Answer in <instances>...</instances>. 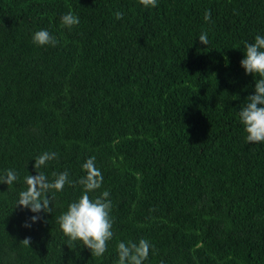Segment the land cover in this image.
I'll return each instance as SVG.
<instances>
[{
  "label": "trees",
  "instance_id": "trees-1",
  "mask_svg": "<svg viewBox=\"0 0 264 264\" xmlns=\"http://www.w3.org/2000/svg\"><path fill=\"white\" fill-rule=\"evenodd\" d=\"M42 29L56 46L33 42ZM257 35L264 0H0V175H18L0 183V264H119L117 244L140 239L153 246L144 264H264V142L239 119ZM45 152L57 158L39 171L73 185L33 213L16 203ZM93 156L103 183L89 195L112 203L100 257L69 248L58 223Z\"/></svg>",
  "mask_w": 264,
  "mask_h": 264
},
{
  "label": "clouds",
  "instance_id": "clouds-1",
  "mask_svg": "<svg viewBox=\"0 0 264 264\" xmlns=\"http://www.w3.org/2000/svg\"><path fill=\"white\" fill-rule=\"evenodd\" d=\"M140 3L147 7L155 8L157 0H140ZM122 12H116L117 19L123 18ZM210 12L205 13V20H210ZM63 25L71 28L79 24V18L72 12L62 16ZM199 41L208 45V35L203 33L199 36ZM33 42L39 46H56L58 41L46 29L39 30L33 34ZM245 58L241 60V67L246 74L257 75L255 80L254 94L246 97V103L239 111V119L247 133L246 141L249 143L264 142V36H255L254 43H244ZM57 158L56 153L45 152L35 159L34 168L36 175H27L25 183L27 189L19 193L16 206L29 209L33 213L52 212V199L57 192H62L66 185H73L69 179V172H53L52 179L39 171L46 167L49 161ZM96 158H88L82 165L85 175L78 183L82 185L83 191L80 197L71 202L67 210L58 217L60 229L69 239V245L80 241L91 250L92 256H103L107 251L108 242L113 238V219L111 218L112 203L109 199L110 192L105 190L99 196L92 198L89 193L99 190L102 187L103 176L99 168L96 167ZM18 179L17 173L9 169L4 175H0V183L12 185ZM50 194V196H49ZM40 217L34 215L32 222H36ZM26 227L30 225L26 224ZM25 246L31 244V238L21 241ZM152 245L146 239L138 242L129 240L121 241L117 244L119 264H144L148 259ZM70 248V247H69ZM163 264V262H161Z\"/></svg>",
  "mask_w": 264,
  "mask_h": 264
}]
</instances>
